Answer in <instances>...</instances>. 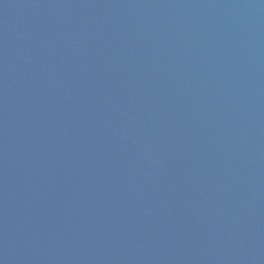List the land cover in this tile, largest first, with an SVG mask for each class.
Segmentation results:
<instances>
[{
	"label": "water",
	"instance_id": "obj_1",
	"mask_svg": "<svg viewBox=\"0 0 264 264\" xmlns=\"http://www.w3.org/2000/svg\"><path fill=\"white\" fill-rule=\"evenodd\" d=\"M0 264H264V0H0Z\"/></svg>",
	"mask_w": 264,
	"mask_h": 264
}]
</instances>
